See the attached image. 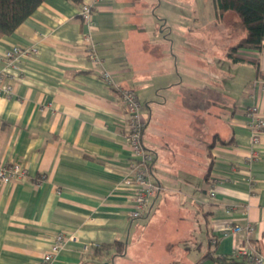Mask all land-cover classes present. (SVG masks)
<instances>
[{
    "label": "crops",
    "instance_id": "crops-1",
    "mask_svg": "<svg viewBox=\"0 0 264 264\" xmlns=\"http://www.w3.org/2000/svg\"><path fill=\"white\" fill-rule=\"evenodd\" d=\"M157 2L95 6L91 34L112 86L90 59L81 8L67 0H45L0 36V73L17 78L15 92L0 96V163L28 170L24 180L0 181V264H39L59 234L66 241L52 264H99L110 254L122 263L130 246L140 264L155 238L159 253L173 255L168 264H223L246 241L264 264V134L254 145L247 126L251 106L264 117V49L241 48L253 63H236L227 53L245 29L223 50L197 36L236 20L219 15L216 0L189 31L167 19L158 36ZM15 46L37 53L12 68L4 55ZM119 88L144 105L143 142L161 187L140 219L130 217L124 184L132 159ZM254 147L261 158L250 161ZM229 224L254 234L220 239Z\"/></svg>",
    "mask_w": 264,
    "mask_h": 264
},
{
    "label": "built area",
    "instance_id": "built-area-1",
    "mask_svg": "<svg viewBox=\"0 0 264 264\" xmlns=\"http://www.w3.org/2000/svg\"><path fill=\"white\" fill-rule=\"evenodd\" d=\"M102 0H95L92 4H84L81 8V18L84 20L89 31L85 35V41L93 47L90 50V59L100 69L101 77L110 85H114L112 73L102 68L103 62L99 58L95 50L94 40L91 34L92 28L95 23L93 21V11L95 6ZM37 50L34 48L23 49L19 46L13 47L5 55L4 59L10 67H15L16 62L23 60L30 55H35ZM17 78L9 70L0 73V96L5 95L9 97L15 92ZM118 95L122 102L124 115L127 119L126 133L128 137V144L131 149L132 163L128 170V175L124 181L126 187L132 191L133 209L130 213L132 219H140L150 202L160 192L161 187L154 180L152 174V167L155 162V155L148 150L143 142V135L145 130V122L142 118V111L144 105L140 102L137 94L131 89H118ZM248 128L251 131L253 143L257 145L260 137L264 134V117L261 115L257 105L251 106L247 110ZM261 153L257 148L253 151L248 158L250 161L260 160ZM28 177V170L20 163L12 165H2L0 163V181L3 183H11L14 181H21ZM245 233L248 237L254 234V227L248 225L242 227L236 224L226 225L221 231L220 239L230 236ZM66 237L59 234L55 237L50 251L44 255L39 264H52L55 257L60 253L65 245ZM216 244V241H214ZM232 258L241 260L246 259L247 262L261 264V256L258 255L253 249L248 247V242H240L232 253Z\"/></svg>",
    "mask_w": 264,
    "mask_h": 264
},
{
    "label": "trees",
    "instance_id": "trees-1",
    "mask_svg": "<svg viewBox=\"0 0 264 264\" xmlns=\"http://www.w3.org/2000/svg\"><path fill=\"white\" fill-rule=\"evenodd\" d=\"M45 0H0V36L15 32ZM82 8L84 0H67ZM217 12L236 14L246 35L239 43L228 50L227 56L234 62L253 61L239 57L241 48L261 51L264 49V0H216ZM121 248H119L120 250ZM223 264H245L246 259L222 257Z\"/></svg>",
    "mask_w": 264,
    "mask_h": 264
},
{
    "label": "rangeland",
    "instance_id": "rangeland-1",
    "mask_svg": "<svg viewBox=\"0 0 264 264\" xmlns=\"http://www.w3.org/2000/svg\"><path fill=\"white\" fill-rule=\"evenodd\" d=\"M161 1V6L159 7V3H155V13H152L155 16V23L157 26V35H160V32L163 30V21L169 20L170 26L172 24L183 23V27L193 28L195 19H201L203 22L208 17L211 16L212 13V1L213 0H159ZM228 15L235 17L236 20L224 22V23H215L210 27H204L203 30L196 33L198 37H207L217 40V46L219 50H223L227 45L229 46L231 43H236L243 36L244 28L240 23L239 17L234 13H229ZM191 26V27H189ZM196 36V35H192ZM154 246L151 248H143L142 252L138 253V262L142 264H168L173 258L172 254H161L159 253L162 250V242L155 238L152 241ZM129 256L125 258V260L120 263L117 261L116 264H134V257L132 255V248L129 247ZM148 253V254H147ZM124 254L123 251L119 252L121 256ZM103 262L112 264L114 258L112 255L106 256ZM103 262H101L103 264ZM99 263V264H101Z\"/></svg>",
    "mask_w": 264,
    "mask_h": 264
}]
</instances>
